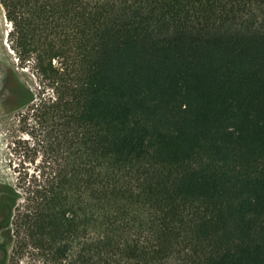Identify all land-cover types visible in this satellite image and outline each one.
Returning a JSON list of instances; mask_svg holds the SVG:
<instances>
[{"label":"trees","instance_id":"16d2710c","mask_svg":"<svg viewBox=\"0 0 264 264\" xmlns=\"http://www.w3.org/2000/svg\"><path fill=\"white\" fill-rule=\"evenodd\" d=\"M0 3L40 156L4 264H264V0Z\"/></svg>","mask_w":264,"mask_h":264},{"label":"rangeland","instance_id":"374dc122","mask_svg":"<svg viewBox=\"0 0 264 264\" xmlns=\"http://www.w3.org/2000/svg\"><path fill=\"white\" fill-rule=\"evenodd\" d=\"M11 23L5 18L4 10L0 3V188L5 185L16 186L18 184V171L24 166L32 172L39 162L40 156L37 153L34 161L23 156L17 151L18 140L28 138L18 124V112L25 104V90L35 92L37 90V77L32 69V62L18 60L15 51L11 47L8 36L11 30ZM33 139H30L28 148L33 147ZM35 147V146H34ZM37 148V147H36ZM32 160V158H31ZM1 194V192H0ZM0 244L9 248L4 230L0 227ZM4 252L0 250V264L3 263ZM6 264V263H5Z\"/></svg>","mask_w":264,"mask_h":264},{"label":"flooded vegetation","instance_id":"af4514ba","mask_svg":"<svg viewBox=\"0 0 264 264\" xmlns=\"http://www.w3.org/2000/svg\"><path fill=\"white\" fill-rule=\"evenodd\" d=\"M0 250H1V247H0Z\"/></svg>","mask_w":264,"mask_h":264}]
</instances>
